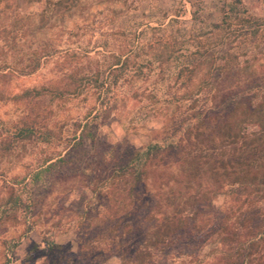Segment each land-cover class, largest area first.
<instances>
[{"label": "rangeland", "instance_id": "374dc122", "mask_svg": "<svg viewBox=\"0 0 264 264\" xmlns=\"http://www.w3.org/2000/svg\"><path fill=\"white\" fill-rule=\"evenodd\" d=\"M239 1L76 0L73 7L47 12L50 8L43 1L0 0V57L4 61L13 63L12 56L24 45L21 33L13 32L10 24L17 17L29 15L30 21L39 25L43 10V20L52 15L53 25L35 33L36 38L50 39L56 48L55 56L30 75L0 72V264H51L66 254L75 255L83 241L98 245L96 253L112 245H124L125 250L136 242L134 217L130 218V229H121L124 221L120 226L109 221L107 157L127 146L141 150L153 138L161 137L173 111L171 104L163 101L164 90L173 83L172 75L186 57L196 59L203 68L215 69L225 61L223 53L229 51L235 57L228 60L233 71L222 76L229 80H233L237 68L245 80L264 70V0ZM220 24L219 28L215 26ZM162 35L182 43L173 54L179 60L170 58L162 64L146 65L145 60L158 51L156 39ZM117 57H127L128 61L115 76L110 71ZM140 63L144 65L141 72L132 78ZM97 68L98 81L106 84L100 93L91 88ZM73 69L81 71L77 77H86L80 91L62 94L52 101L46 96L36 106L13 98L24 90L46 87L50 79L59 81L63 79L61 73ZM29 109L46 111L48 127L57 134V140L49 145L28 143L2 150L3 141H11L15 133L16 121ZM88 113L96 138L94 142L85 139L82 147L87 166L84 174L72 175L66 165L63 170L42 174L41 180L30 184L44 158L56 159L65 154L69 143H74L70 140L80 133L77 124L84 123ZM254 130L256 126H248L249 132ZM59 169L61 172L56 173ZM17 195V206L10 208L8 202ZM220 204L221 197L215 199V208ZM118 235L121 238H116ZM201 235L197 238L204 240ZM44 237L54 239L58 246L50 256ZM211 249L202 247L191 253H197L201 264H206L212 257ZM169 255L158 253L155 261L167 264ZM107 259L105 262L97 257L90 264L120 261L112 250Z\"/></svg>", "mask_w": 264, "mask_h": 264}, {"label": "trees", "instance_id": "16d2710c", "mask_svg": "<svg viewBox=\"0 0 264 264\" xmlns=\"http://www.w3.org/2000/svg\"><path fill=\"white\" fill-rule=\"evenodd\" d=\"M32 1H43L49 12L73 7L76 0ZM43 13L46 12L42 11L39 25L32 23L29 15L17 17L10 24L13 32L21 33L24 45L18 53L14 52L13 63L0 57V72L30 75L55 56L56 48L50 39H37L35 35L53 25L52 15L43 20ZM225 23L223 20L222 24ZM156 43L158 51L141 62L145 60L150 66L170 58L179 60L173 54L182 43L175 37L167 39L162 35ZM230 55L229 51L223 53L225 61L216 70L203 68L196 59L186 57L176 75H172L173 83L164 90L163 101L171 104L173 111L161 137L153 138L141 150L127 146L107 157L109 221H115V226L124 221L121 229H130L129 221L134 217L136 242L125 250L124 245H112L109 250L99 249L96 253L98 245L83 241L75 255L66 254L51 264H90L97 257L106 262L111 250L119 256L118 264H157L155 258L161 252L170 254L167 264H201L198 254L191 251L208 246L212 247V257L206 264H264V70L245 80L238 75L237 68L233 80L222 78L233 71L228 60L235 57ZM127 61V57L123 60L117 57L110 74L117 76ZM142 66V63L136 65L132 78L138 76ZM79 72L73 69L61 73L63 79H50L46 87L24 90L13 98L36 106L46 96L52 101L62 94L80 91L85 87L86 77H77ZM99 75L97 68L92 76L95 85L91 87L95 93H100L106 85L103 80L98 81ZM46 114L29 109L19 117L11 141H3L2 150L56 141L57 134L48 127ZM89 116L90 113L84 123L77 124L80 133L70 140L74 143L67 145L65 154L55 160L44 158L30 184L41 180L42 174L63 170L66 165L72 175L84 174L87 166L82 159L85 152L82 147L85 139L94 142L96 138L88 123ZM249 125L256 126V130L249 132ZM220 197L221 204L216 209L214 201ZM17 204L18 195L8 202L10 208ZM198 234L204 240L198 239ZM43 242L49 256L58 249L54 239L44 237ZM86 251L90 253L84 256Z\"/></svg>", "mask_w": 264, "mask_h": 264}]
</instances>
